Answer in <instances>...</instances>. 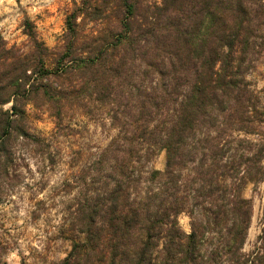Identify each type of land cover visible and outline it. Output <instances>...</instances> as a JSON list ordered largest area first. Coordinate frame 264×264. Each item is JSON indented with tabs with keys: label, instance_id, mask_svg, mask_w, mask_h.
<instances>
[{
	"label": "trees",
	"instance_id": "trees-1",
	"mask_svg": "<svg viewBox=\"0 0 264 264\" xmlns=\"http://www.w3.org/2000/svg\"><path fill=\"white\" fill-rule=\"evenodd\" d=\"M72 5L54 50L29 21L25 47L0 37L2 187L25 155L48 159L27 106L58 126L87 116L116 133L77 166L61 264H264V224L243 251L252 203L242 196L264 181V89L248 80L264 67V0Z\"/></svg>",
	"mask_w": 264,
	"mask_h": 264
},
{
	"label": "rangeland",
	"instance_id": "rangeland-1",
	"mask_svg": "<svg viewBox=\"0 0 264 264\" xmlns=\"http://www.w3.org/2000/svg\"><path fill=\"white\" fill-rule=\"evenodd\" d=\"M78 2L79 0H74ZM151 2L158 0H150ZM73 0H0V37L8 47H25L23 24H33L38 39L50 50L60 43L65 16ZM252 89L263 96L261 62L248 75ZM11 104H7L9 108ZM30 126L45 139L47 160L37 153L24 156L11 176L12 187L0 184V264H61L70 250L66 230L67 209L75 203V172L81 162L95 157L115 135L109 124L70 113L57 124L46 112L27 106ZM152 166L162 170L165 153L158 152ZM13 180V181H12ZM242 196L252 203V218L243 251L253 250L264 224V181L247 185ZM181 229L190 233V219L178 217Z\"/></svg>",
	"mask_w": 264,
	"mask_h": 264
}]
</instances>
